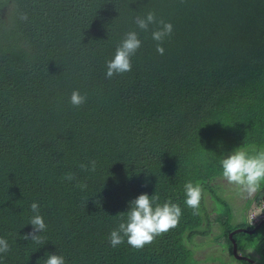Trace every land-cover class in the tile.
Segmentation results:
<instances>
[{
    "label": "trees",
    "instance_id": "obj_1",
    "mask_svg": "<svg viewBox=\"0 0 264 264\" xmlns=\"http://www.w3.org/2000/svg\"><path fill=\"white\" fill-rule=\"evenodd\" d=\"M149 11L173 25L163 55L156 25L134 22ZM129 31L141 40L131 71L106 78ZM74 90L86 96L79 107ZM238 147L264 149V0H0V238L10 245L0 264H43L46 253L65 264H198L185 238L210 221L202 201L199 215L185 205L184 184L213 195L219 160ZM92 160L94 172L80 168ZM142 193L179 204L177 227L140 250L111 247L117 214ZM34 202L44 244L23 239ZM222 202L227 238L253 227L234 224ZM234 237L264 261V222Z\"/></svg>",
    "mask_w": 264,
    "mask_h": 264
},
{
    "label": "clouds",
    "instance_id": "obj_2",
    "mask_svg": "<svg viewBox=\"0 0 264 264\" xmlns=\"http://www.w3.org/2000/svg\"><path fill=\"white\" fill-rule=\"evenodd\" d=\"M23 19H27V17L25 16ZM134 22L138 29L145 32L149 30L150 25H156L151 32V37L156 42L157 53L163 55L164 48L162 44L164 39L172 34L173 25L163 19L158 20L153 11H149L143 16H137ZM140 47L141 40L138 32L129 31L125 33L116 47L114 57L106 61V78H112L114 74L131 71V57L135 55ZM85 102L86 96L81 95L78 90L71 93L70 103L72 106L79 107ZM219 165L224 180L248 196H252L259 191L261 184L264 183V149H253L250 153L247 149L238 147L227 156H222ZM80 168L84 171L94 172L96 161L92 160L89 164H81ZM63 179L70 182L75 179V175L67 173L63 176ZM76 186L81 190L87 188L85 183H79ZM203 192V186L199 183L188 181L184 184V203L192 210L193 215L200 214ZM31 211L33 216L28 224L32 226V230L26 233L23 239L31 240L35 244H44L45 238L41 233L46 230L47 226L40 214L38 203L31 204ZM117 215L120 217V222L110 232L109 243L111 247H117L124 243L126 239L129 246L140 250L145 245L151 244L156 237L176 228L182 215V209L179 204L171 201H165L161 204L160 197L156 193L151 196L142 193L128 202L126 212H120ZM9 251L8 241L5 238H0V254H6ZM2 258L0 256V260ZM40 260L43 261V264H65L64 257L58 254L46 253V258Z\"/></svg>",
    "mask_w": 264,
    "mask_h": 264
},
{
    "label": "rangeland",
    "instance_id": "obj_3",
    "mask_svg": "<svg viewBox=\"0 0 264 264\" xmlns=\"http://www.w3.org/2000/svg\"><path fill=\"white\" fill-rule=\"evenodd\" d=\"M212 184L213 186L219 184V186L213 188V195L209 189H204L201 200L206 218L208 217L210 221V226L207 227L209 231L206 234L196 235L192 238L186 237V245L194 251L198 264H251L246 262L245 259L237 257L234 252L233 241L229 236L230 232L227 238L225 233L222 232L224 229L221 231L220 222L217 219L226 210V206L222 202V200H225L233 214L234 224L245 223L248 226L252 225V229H255L257 227L255 220L260 217L264 204L262 199V197L264 198V183L261 184L260 190L252 196L241 193L234 185L228 184L222 175L215 179ZM262 221L264 222V219L259 220V223ZM243 237L244 240L251 242L249 236L244 235ZM238 253L256 261L264 262L261 260L262 255L257 254L254 249L249 247L243 249L240 245Z\"/></svg>",
    "mask_w": 264,
    "mask_h": 264
},
{
    "label": "water",
    "instance_id": "obj_4",
    "mask_svg": "<svg viewBox=\"0 0 264 264\" xmlns=\"http://www.w3.org/2000/svg\"><path fill=\"white\" fill-rule=\"evenodd\" d=\"M263 222V221H262ZM258 227V226H257ZM256 229V227H255ZM255 229H251V230H248L246 228H243V227H239V228H236L234 230H232L229 234L231 240L233 241V245H234V252L235 254L237 255V257L239 258H248V257H245V256H242L238 253V243H237V240L235 239L234 237V234L238 231H248V232H253ZM254 263L256 264V261H254ZM259 263V262H258ZM260 264V263H259Z\"/></svg>",
    "mask_w": 264,
    "mask_h": 264
},
{
    "label": "flooded vegetation",
    "instance_id": "obj_5",
    "mask_svg": "<svg viewBox=\"0 0 264 264\" xmlns=\"http://www.w3.org/2000/svg\"><path fill=\"white\" fill-rule=\"evenodd\" d=\"M262 223H263V222L259 223V221H258V222L256 223L257 226H258V227H256V229H258V228L260 227V225H262ZM238 228H239V227H238ZM243 228H245V227H243ZM252 228H253V227H252ZM252 228H247V227H246V229H248V230H251ZM235 229H236V228H235ZM256 229H255V231H256ZM233 230H234V229H233ZM230 232H231V231H230ZM238 232H241V231H238ZM238 232H236V233H238ZM245 232H248V231H245ZM236 233H235V234H236ZM235 234H234V235H235ZM237 243H238V242H237ZM238 247H240V246L238 245ZM258 256H259V255H258ZM245 257H248V256H245ZM241 259L248 260V261L252 262L253 264H255L254 261H256V260H254V259H252V258H250V257H248V258H241ZM258 262H259L260 264H264V262H260V261H256V264H259Z\"/></svg>",
    "mask_w": 264,
    "mask_h": 264
},
{
    "label": "built area",
    "instance_id": "obj_6",
    "mask_svg": "<svg viewBox=\"0 0 264 264\" xmlns=\"http://www.w3.org/2000/svg\"><path fill=\"white\" fill-rule=\"evenodd\" d=\"M261 219H264V204H263V207H262V211H261V215H260V217L257 218V219L255 220L256 223H257L259 220H261Z\"/></svg>",
    "mask_w": 264,
    "mask_h": 264
}]
</instances>
